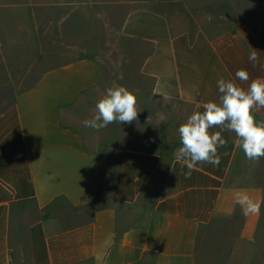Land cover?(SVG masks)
I'll return each instance as SVG.
<instances>
[{
    "label": "crops",
    "instance_id": "1",
    "mask_svg": "<svg viewBox=\"0 0 264 264\" xmlns=\"http://www.w3.org/2000/svg\"><path fill=\"white\" fill-rule=\"evenodd\" d=\"M93 1L124 8L119 34L148 51L138 69L144 83L133 91L138 118L93 140L85 135L78 106L102 76L88 55L45 71L17 95L0 115V264H197L201 232L217 219L237 223L240 240H255L264 188L244 181L256 162L235 134L223 132L220 165L198 164L191 178L176 150L179 125L218 101L220 78L236 80L244 69L242 87L264 79L261 21L210 36L176 31L156 0ZM254 115L264 120V108Z\"/></svg>",
    "mask_w": 264,
    "mask_h": 264
},
{
    "label": "rangeland",
    "instance_id": "2",
    "mask_svg": "<svg viewBox=\"0 0 264 264\" xmlns=\"http://www.w3.org/2000/svg\"><path fill=\"white\" fill-rule=\"evenodd\" d=\"M155 3L176 31L203 29L210 36H217L251 18L259 19L264 26V0H156ZM114 9L93 0H0V115L12 107L17 95L35 85L45 71L88 55L101 62V85L81 99L78 107L83 106V113H77V123H81L80 127L88 132L85 135L92 140L98 134L108 135L109 126L96 131L83 126V121L92 118L97 101L113 83L132 92L140 90L144 81L138 75L139 63L148 52L140 42L121 37V17L117 13L121 7ZM109 181L110 194L114 177ZM244 181L264 188V158ZM129 218L137 220L135 216ZM238 230L237 223L225 219H217L204 228L197 264H264V204L255 240H240ZM21 245L26 254L25 244Z\"/></svg>",
    "mask_w": 264,
    "mask_h": 264
},
{
    "label": "clouds",
    "instance_id": "3",
    "mask_svg": "<svg viewBox=\"0 0 264 264\" xmlns=\"http://www.w3.org/2000/svg\"><path fill=\"white\" fill-rule=\"evenodd\" d=\"M256 59V50L253 49L249 60ZM235 78H220L217 81L218 101L203 103V111H194L179 125L177 133L181 146L176 150V159L188 169L185 178H191L198 164L220 165L218 149L227 144L224 131L235 134L236 144L247 160L258 163L264 158V120L257 121L254 115L264 108V79H252L244 88L236 81L248 82L249 73L239 69ZM139 112L137 95L125 86L113 83L97 101L95 114L85 119L83 125L99 131L113 123L131 124L137 120ZM248 210L258 211L259 205H250Z\"/></svg>",
    "mask_w": 264,
    "mask_h": 264
}]
</instances>
